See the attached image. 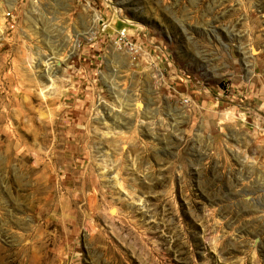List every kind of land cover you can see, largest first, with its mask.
Listing matches in <instances>:
<instances>
[{
    "label": "rangeland",
    "instance_id": "obj_1",
    "mask_svg": "<svg viewBox=\"0 0 264 264\" xmlns=\"http://www.w3.org/2000/svg\"><path fill=\"white\" fill-rule=\"evenodd\" d=\"M0 88V264H264V0H0Z\"/></svg>",
    "mask_w": 264,
    "mask_h": 264
},
{
    "label": "bare ground",
    "instance_id": "obj_2",
    "mask_svg": "<svg viewBox=\"0 0 264 264\" xmlns=\"http://www.w3.org/2000/svg\"><path fill=\"white\" fill-rule=\"evenodd\" d=\"M9 41H10V40H9ZM14 41H15V40H14ZM12 43H14V42H12ZM16 44H17V46H18V43H16ZM16 59H17V58H16ZM16 59L14 58V60H16ZM10 60H11V59H10ZM17 61H18V60H17ZM21 61H23V60H21ZM21 61H20V62H21ZM14 62H15V61H14ZM22 64H23V62H22ZM13 65L15 66V63H14ZM4 67H6V66H4ZM20 67H21V66H20ZM24 67H25V66H24ZM24 67H23V68H24ZM2 68H3V67H2ZM6 68H8V67H6ZM4 69H5V68H4ZM18 69H19V65H18ZM29 70H30V69H29ZM22 71H24V70H22ZM3 72H4V71H3ZM5 72H6V71H5ZM7 73H8V72H7ZM7 73H6V74H7ZM24 73H25V72H24ZM26 73H27V72H26ZM27 74H30V73H27ZM8 75H9V74H8ZM32 75H33V74H32ZM12 76H14V75L12 74ZM21 76H23V75L21 74ZM26 76H27V75H26ZM33 76H34V75H33ZM2 77H3V75H2ZM10 77H11V76H10ZM28 77H29V76H28ZM28 77H27V78H28ZM35 77H36V76H35ZM15 78H16V77H15ZM22 78H23V77H22ZM4 79H5V78H4ZM13 79H14V78H12V80H13ZM19 79H20V78H19ZM25 79H26V78H25ZM7 80H8V79H7ZM20 80L23 81V79H20ZM27 80H28V79H27ZM27 80H26V81H27ZM35 80H36V78H35ZM18 81H19V80H18ZM6 82H7V81H6ZM28 82H30V80H28ZM1 83H3V82H1ZM23 83H24V81H23ZM30 83H31V82H30ZM34 84H35V83H34ZM38 84H39V83H38ZM23 85H24V84H23ZM28 85H29V84H28ZM6 86H7V85H6ZM10 86H11V85H10ZM10 86H9V90H10ZM11 87H12V86H11ZM0 89H1V88H0ZM17 89H18V88H17ZM27 89H28V88H27ZM3 90H4V89H2V92H3ZM32 90H33V89H32ZM43 90H44V89H43ZM6 91H7V89H6ZM41 94H43V93H41ZM43 95H44V94H43ZM14 100H16V99H14ZM17 101H18V100H17ZM25 101H27V100H25ZM18 102H19V101H18ZM3 111H4V110H3ZM7 114H8V113H7ZM11 115H12V114H11ZM2 118H3V117H2ZM40 126H41V125H40ZM42 129H43V128H42ZM41 131H42V130H41ZM45 131H46V130H45ZM48 132H49V131H48ZM13 133H14V132H13ZM26 133H27V132H26ZM36 133H38V132H36ZM36 133H35V134L32 133V136H33V138H34L35 140H36V139L38 140L39 136H38ZM11 134H12V133H10V135H11ZM15 134H16V133H15ZM30 136H31V135H30ZM16 137H17V141L19 142L21 139L19 140L18 136H16ZM31 138H32V137H31ZM33 138H32V139H33ZM43 138L46 139V136H44ZM15 139H16V138H15ZM15 139H14V140H15ZM35 140H33V141H35ZM38 142H39V141H38ZM19 144H20V143H19ZM33 144H34V143H33ZM21 145H22V144H21ZM29 148H30V147H29ZM30 150H31V149H30Z\"/></svg>",
    "mask_w": 264,
    "mask_h": 264
}]
</instances>
